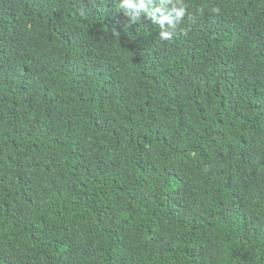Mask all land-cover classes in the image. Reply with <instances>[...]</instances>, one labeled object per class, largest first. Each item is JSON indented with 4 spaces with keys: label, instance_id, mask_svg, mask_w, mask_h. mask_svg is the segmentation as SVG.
Masks as SVG:
<instances>
[{
    "label": "trees",
    "instance_id": "trees-1",
    "mask_svg": "<svg viewBox=\"0 0 264 264\" xmlns=\"http://www.w3.org/2000/svg\"><path fill=\"white\" fill-rule=\"evenodd\" d=\"M121 2L0 0V264H264V0Z\"/></svg>",
    "mask_w": 264,
    "mask_h": 264
},
{
    "label": "clouds",
    "instance_id": "clouds-1",
    "mask_svg": "<svg viewBox=\"0 0 264 264\" xmlns=\"http://www.w3.org/2000/svg\"><path fill=\"white\" fill-rule=\"evenodd\" d=\"M119 8L128 18L129 22L125 24V31L129 30L145 18L152 24L159 25L160 36L163 41H173L178 26L187 17L190 21H195L196 13H190L189 7L185 0H123L119 4ZM201 16L204 14V9L199 8L196 10ZM219 14L220 9L214 10ZM84 13L82 12L81 15ZM119 31H114V36L120 37Z\"/></svg>",
    "mask_w": 264,
    "mask_h": 264
}]
</instances>
